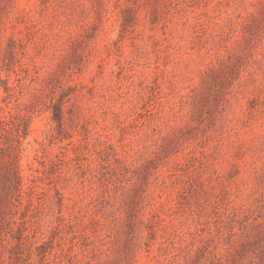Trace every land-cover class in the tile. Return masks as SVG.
I'll list each match as a JSON object with an SVG mask.
<instances>
[{
    "label": "rangeland",
    "instance_id": "1",
    "mask_svg": "<svg viewBox=\"0 0 264 264\" xmlns=\"http://www.w3.org/2000/svg\"><path fill=\"white\" fill-rule=\"evenodd\" d=\"M0 264H264V0H0Z\"/></svg>",
    "mask_w": 264,
    "mask_h": 264
}]
</instances>
